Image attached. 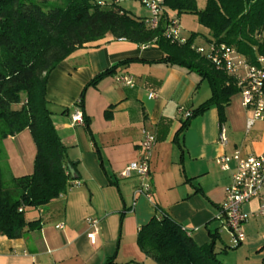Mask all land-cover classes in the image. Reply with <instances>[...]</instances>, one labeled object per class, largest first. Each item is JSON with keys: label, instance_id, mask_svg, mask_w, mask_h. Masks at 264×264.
Wrapping results in <instances>:
<instances>
[{"label": "crops", "instance_id": "0c3cea01", "mask_svg": "<svg viewBox=\"0 0 264 264\" xmlns=\"http://www.w3.org/2000/svg\"><path fill=\"white\" fill-rule=\"evenodd\" d=\"M162 56L157 46L106 37L77 50L50 73L46 101L53 126L67 147L66 169L73 170L75 180L70 179L67 192L48 205L26 209L25 221L38 222V229L25 230L17 240L0 237V264L147 263L137 246V234L158 214L189 232L197 246L213 245L223 264L264 260L260 201L243 205L245 239L238 243L221 216L234 164L223 171L216 163L234 152L243 158L264 156V120L247 128L253 112L241 106L238 94L225 108L222 124L212 107L192 118L177 137L183 114H191L211 91L197 75L160 63ZM116 66L112 76L89 86L96 76ZM127 76L133 87L117 81ZM83 91L88 131L72 120ZM148 94L155 98L148 99ZM220 128L225 147L218 144ZM143 129L155 137L149 158L151 196L135 198L139 180L135 175L121 178L120 173L139 160ZM4 141L11 148L8 151L18 155L9 169L12 177L30 175L35 148L28 132ZM20 150L27 158H19ZM88 220L98 221L94 245L87 240Z\"/></svg>", "mask_w": 264, "mask_h": 264}, {"label": "trees", "instance_id": "16d2710c", "mask_svg": "<svg viewBox=\"0 0 264 264\" xmlns=\"http://www.w3.org/2000/svg\"><path fill=\"white\" fill-rule=\"evenodd\" d=\"M113 1L0 0V142L28 131L35 147L32 173L12 177V190L4 189L0 172V237L17 240L25 230L38 229V222L25 221L26 209L44 207L69 188L67 147L53 126L46 86L50 73L71 54L106 37L141 47L157 46L163 54L160 63L206 82L210 98L191 112L177 137L192 118L212 107L222 124L225 108L240 90L232 78L196 53L195 34L183 45L163 36L171 18L168 11L196 16L209 33V44L234 48L250 65L264 57V0H205L201 10L195 0H163L164 13L155 30L144 23L147 17L124 11ZM117 67L96 76L89 86L112 76ZM83 101L84 91L76 106L88 131ZM136 243L147 263L126 264H223L213 245L197 246L189 232L162 214L139 229Z\"/></svg>", "mask_w": 264, "mask_h": 264}, {"label": "built area", "instance_id": "2783aa9c", "mask_svg": "<svg viewBox=\"0 0 264 264\" xmlns=\"http://www.w3.org/2000/svg\"><path fill=\"white\" fill-rule=\"evenodd\" d=\"M123 1L126 0H114L113 3L119 5ZM134 1L139 2L149 11V16L144 23L149 29L155 30L159 26L164 13L163 0ZM163 36L172 43L179 45L185 44L187 40L180 33L178 21L172 18L167 20ZM193 48H195L198 55L206 58L217 70L222 71L236 82L240 90L241 106L245 110L253 112V118L247 123V128H250L253 122L257 120H264V57H257L256 65H250L242 55L231 47L209 44V50L206 55L202 48L196 46H193ZM117 81L128 87H133L134 85L133 79L128 76L121 77ZM154 98V94H148V99ZM189 117L190 113L185 112L183 114L184 120ZM72 120L73 123L84 125L79 109ZM154 144V135L150 131L143 129L139 144V160L130 163L120 173L121 178L128 179L135 175L139 180L140 186L134 192L135 198L138 196L150 198L151 196L149 158ZM218 144L221 147H225L227 144L222 128H220ZM216 163L223 171H229L230 163L234 164L231 183L221 208V216L224 218L225 226L231 236L238 243H242L245 236L241 227L247 221V216L242 212L243 205L252 200H259L258 215L264 217V156L243 158L238 152H234L231 156H224L217 160ZM87 224L91 229V232L87 235V240L91 245H94L98 221L88 220ZM58 228L60 229L61 226Z\"/></svg>", "mask_w": 264, "mask_h": 264}, {"label": "rangeland", "instance_id": "374dc122", "mask_svg": "<svg viewBox=\"0 0 264 264\" xmlns=\"http://www.w3.org/2000/svg\"><path fill=\"white\" fill-rule=\"evenodd\" d=\"M99 1L103 2L106 0H99ZM195 1H196L197 8L199 10L204 8L205 0H195ZM120 7L124 11L130 12L141 18L144 16H147V17L149 16V11L145 9L144 6L141 5L139 2L134 1V0L123 1L120 4ZM168 13L172 19H176L178 21L180 33L185 39L189 38L191 34H195L197 36L196 39L194 40L193 45L198 48H202L204 54L206 55L209 50V43L207 41L209 40L210 36H209L207 29L203 28L201 25L198 24L196 16L191 15V14H182L180 16H177L176 13L170 12V11H168ZM28 134L31 138V135L29 132ZM31 141H32V138H31ZM8 149L11 150V148L5 143L4 140L1 141L0 142V172L2 176L3 186L5 190H12L13 189V186L11 183L12 174L10 173L9 169L13 163L17 162L18 155L17 156L14 155V153L12 151H8ZM20 153L21 154L19 158L21 157L22 159L27 158L26 152L24 151L22 152V150H20ZM32 170H33V165H32ZM219 260L222 261L221 259Z\"/></svg>", "mask_w": 264, "mask_h": 264}, {"label": "water", "instance_id": "95a60500", "mask_svg": "<svg viewBox=\"0 0 264 264\" xmlns=\"http://www.w3.org/2000/svg\"><path fill=\"white\" fill-rule=\"evenodd\" d=\"M67 170H68V174L70 176V179L75 180L73 170L69 166L67 167Z\"/></svg>", "mask_w": 264, "mask_h": 264}]
</instances>
